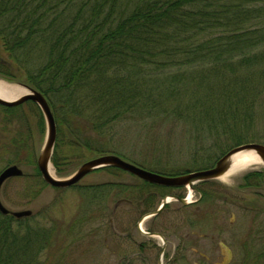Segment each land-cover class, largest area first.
I'll use <instances>...</instances> for the list:
<instances>
[{"label":"trees","instance_id":"trees-1","mask_svg":"<svg viewBox=\"0 0 264 264\" xmlns=\"http://www.w3.org/2000/svg\"><path fill=\"white\" fill-rule=\"evenodd\" d=\"M0 76L48 99L58 122L52 162L60 175L82 162L84 148L103 153L121 120L176 116L200 139L212 130L214 140L228 133L222 146L261 143L264 136L248 134L245 125L264 105V0H0ZM182 78L206 88L199 93L190 82L179 84ZM0 106L8 112L22 104ZM254 175L263 185L264 171L245 179ZM37 218L0 212V264H43L62 225ZM250 251L264 264V251Z\"/></svg>","mask_w":264,"mask_h":264},{"label":"rangeland","instance_id":"rangeland-1","mask_svg":"<svg viewBox=\"0 0 264 264\" xmlns=\"http://www.w3.org/2000/svg\"><path fill=\"white\" fill-rule=\"evenodd\" d=\"M0 80L12 85L24 84L1 76ZM190 81L182 78L179 84L188 86ZM189 84L199 93L206 88L205 82ZM184 86L179 93L182 101L190 104L192 100L188 96L191 95ZM54 117L56 120L55 114ZM249 122L245 125L248 134L264 136V105L257 111L254 122ZM56 124L58 129L57 121ZM47 130L46 118L36 103H23L20 109L8 112L0 106V173L13 164L24 171L23 175L4 182L2 202L11 210L31 209L39 222L57 221L62 225V232L55 233L52 245L41 256L43 264H159L160 261L162 264H222L228 257L222 240L232 249L227 264H256L254 254L248 253L253 249L264 251V184H259V177L255 175L245 179L247 174L264 171L263 164L201 181L204 183L196 184L193 192L189 186L181 190L176 187L160 190L127 171L102 169L90 172L76 185L59 188L45 182L37 169ZM210 133L211 138L200 139L196 130L189 133L185 123L176 116L166 118L161 114L154 118L121 120L110 129L112 137L107 136L103 153L92 155L93 150L84 148L86 157L70 166L64 175L57 172L53 162L52 167L54 175L66 178L89 159L121 151L138 159L145 167L135 164L144 168L179 175L187 170L213 167L215 161L239 145H232L230 141L222 146L220 143L230 135L221 134L214 140L216 130ZM245 181L251 185L245 186ZM119 183L126 184L124 190H119L116 185ZM90 185L105 186L95 190ZM177 191L184 193V199L191 196L189 199L193 202L182 204L173 198L159 214L147 216ZM204 191L211 192L210 198L195 202ZM83 218L87 221L78 229V222ZM72 230L79 232L70 236ZM143 231L161 233L166 243L160 236Z\"/></svg>","mask_w":264,"mask_h":264},{"label":"water","instance_id":"water-1","mask_svg":"<svg viewBox=\"0 0 264 264\" xmlns=\"http://www.w3.org/2000/svg\"><path fill=\"white\" fill-rule=\"evenodd\" d=\"M21 85L27 89V92L25 94L14 100H7L0 97V104L5 106H17L30 100L35 102L42 110L47 121L48 130H47L46 142L38 156L37 165L44 181L54 187L66 188L73 186L77 184L80 180H82L90 172L109 166L116 167L121 170L132 173L138 178L152 184L163 185L168 187H184V186L193 187L198 182L215 179L225 174L229 166L228 159L236 152L243 150H253L263 160V165H264V143L248 142V143L240 144L230 149L216 162V164L213 167L189 171L179 175H167L160 172L149 170L117 154H103L83 162L79 166V168L75 172H73L70 176L66 178H60L52 174L50 171V165L52 164V157L54 154V149L57 140V124L50 103L41 91L26 84H21ZM23 174L24 171L18 164L9 165L5 169H3V171L0 173V212L1 213L5 215H12L16 218L30 217L33 214V211L31 209L11 210L4 205L1 199V188L4 182H6V180H8L11 177L21 176ZM180 200L182 202H185L184 199L182 198ZM167 203H168V199L165 198L161 206L155 212L148 214L147 216L159 214ZM143 232L151 236L154 235L160 236L165 243V238L162 234L151 233L146 231ZM227 251H228V257L225 259V261L222 264H227L232 256L231 250L227 249ZM159 264H162V261H160Z\"/></svg>","mask_w":264,"mask_h":264},{"label":"bare ground","instance_id":"bare-ground-1","mask_svg":"<svg viewBox=\"0 0 264 264\" xmlns=\"http://www.w3.org/2000/svg\"><path fill=\"white\" fill-rule=\"evenodd\" d=\"M26 92L27 89L23 86L8 84L0 80V97L4 99L14 100ZM228 163L229 166L224 175L239 171L249 166L263 164V160L253 150H243L233 154L228 159ZM50 171L52 174H54L52 164L50 165Z\"/></svg>","mask_w":264,"mask_h":264},{"label":"flooded vegetation","instance_id":"flooded-vegetation-1","mask_svg":"<svg viewBox=\"0 0 264 264\" xmlns=\"http://www.w3.org/2000/svg\"><path fill=\"white\" fill-rule=\"evenodd\" d=\"M198 183H200V182H198ZM198 183H196V184H198ZM196 184L193 186V187H190L191 189V191L193 192V191H195V190H193V188L195 189V188H197L196 187ZM178 189H180L181 190V188L182 187H177ZM199 192V191H198ZM182 194V193H181ZM184 194V193H183ZM182 194V196H180V193H177V194H173V196H174V199H177V200H179V201H181L180 199L182 198V199H184V195ZM210 196H211V192L209 193L208 191H207V194H205V193H203V192H200V196H199V199L198 200H196L195 202H199V201H202V200H204V199H207V198H210ZM191 197V196H190ZM190 197H188V198H185L184 199V201L185 202H182V204L183 203H192V202H190L191 201V199H189ZM193 197V196H192ZM173 199V198H172ZM187 200H188V202H187ZM147 232H151V233H159V232H152V231H147ZM161 234V233H160ZM195 236L196 237H198V236H201L200 234L198 235V234H195ZM165 238V237H164ZM165 243H166V240H165ZM164 243V244H165ZM222 245L226 248V250L227 249H229V250H231V252H232V249H230V247H228L227 246V244L224 242V240H222ZM227 253H228V251H227ZM208 258V257H207ZM206 258V259H207ZM208 261L210 260L209 258L207 259ZM218 264H221V263H218Z\"/></svg>","mask_w":264,"mask_h":264}]
</instances>
